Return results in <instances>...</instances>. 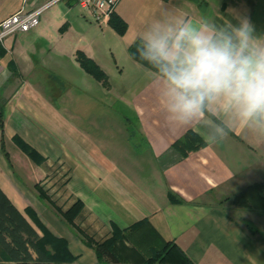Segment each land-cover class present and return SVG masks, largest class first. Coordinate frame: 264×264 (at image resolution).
<instances>
[{
    "label": "crops",
    "instance_id": "1",
    "mask_svg": "<svg viewBox=\"0 0 264 264\" xmlns=\"http://www.w3.org/2000/svg\"><path fill=\"white\" fill-rule=\"evenodd\" d=\"M50 1L0 0V23ZM115 13L127 23L124 35L85 16L76 0H59L35 28L0 45L5 148L15 163L2 149L0 126V189L40 235L41 223L66 239L74 259L64 264H100L81 231L103 241L113 225L126 228L145 218L193 264H264V210L234 201L264 181V124L255 115L245 117L225 96L210 98L206 110L178 111L180 90L129 51L152 45L179 66L190 35L239 51V30L248 24L243 53L251 54L264 49V0H120ZM107 49L115 71L107 67ZM79 50L108 74L110 87L97 79L80 87L93 104L77 106L73 118L63 104L67 91L58 93L50 76L79 86L77 76L89 75L77 61ZM113 74L121 80L112 82ZM101 103L112 111L116 104L119 119L99 122L84 112H98ZM190 130L206 144L183 155L175 143ZM14 136L38 150L43 164L36 165ZM58 164V176L68 171L65 183L50 180L43 188L57 194L65 209L83 201L74 223L35 190Z\"/></svg>",
    "mask_w": 264,
    "mask_h": 264
},
{
    "label": "trees",
    "instance_id": "2",
    "mask_svg": "<svg viewBox=\"0 0 264 264\" xmlns=\"http://www.w3.org/2000/svg\"><path fill=\"white\" fill-rule=\"evenodd\" d=\"M110 24L119 34H125L127 23L120 15L114 13ZM129 51L135 60L171 81L170 74L178 65L168 60L155 46L135 44ZM77 61L89 75L102 82L105 87H110L108 74L94 59L79 50ZM13 66L10 63L11 69ZM209 100L210 98L206 99L201 108L206 110ZM255 118L264 122L262 114H256ZM0 126L3 135L2 149L9 160V154L5 150L2 104ZM13 141L33 161L37 163L45 161L44 156L20 136H14ZM205 144V140L199 134L190 130L175 143V147L183 155H187ZM169 196L172 201L178 200L172 193H169ZM234 201L241 207L264 210V181L250 184L235 196ZM83 209V201L77 199L64 212V216L74 223ZM39 225L43 231L42 235L0 189V264H64L73 261L74 256L69 250L66 239L56 236L41 223ZM81 233L86 234L83 231ZM87 239L88 245L95 248L100 261L109 264H125L122 249L131 251L129 252L131 258L138 260V264H193L186 252L176 242L166 240L148 218L126 228L113 225L111 236L103 241H97L92 236ZM128 242L130 246L126 244Z\"/></svg>",
    "mask_w": 264,
    "mask_h": 264
},
{
    "label": "clouds",
    "instance_id": "3",
    "mask_svg": "<svg viewBox=\"0 0 264 264\" xmlns=\"http://www.w3.org/2000/svg\"><path fill=\"white\" fill-rule=\"evenodd\" d=\"M251 27L239 30L241 49L189 36V50L170 74L176 89V109L191 114L212 97L225 96L238 104L245 117L264 115V49L245 55Z\"/></svg>",
    "mask_w": 264,
    "mask_h": 264
},
{
    "label": "rangeland",
    "instance_id": "4",
    "mask_svg": "<svg viewBox=\"0 0 264 264\" xmlns=\"http://www.w3.org/2000/svg\"><path fill=\"white\" fill-rule=\"evenodd\" d=\"M105 56H106V58H107V56L109 58V59L107 58V60H108L107 61L108 66L107 67H109L111 70L114 69V71H115L116 70V66L114 65L115 61H114V58L112 57V54L108 51V49L106 50ZM83 74H85V73H83ZM84 76H86V77L85 78L84 77L81 78V76H77V78L75 79L79 86H70V85L66 84L65 81L60 80L58 77L52 76V75L50 76V79L54 82L53 84L56 85L57 87H59L58 88L59 90L57 91L58 93L60 92V90L61 91H64V90L67 91L68 95H67L66 98H64L63 104L66 102V105H68L71 108L70 109L69 107H67V109H68L67 111H68V115L70 117H73V118L75 117L74 110L77 108V106H83V108H84V106H88V107L91 108V105L93 104L92 100H91L92 98L89 95L83 94L81 92L82 90L80 89V87L83 88V89L84 88H88V86L90 84H92V85L97 84V81H96V79L92 78L90 75H84ZM86 78H88L89 81ZM111 80H112V82L115 81V83H117L119 80H121V78H118L115 74H113L111 76ZM91 82H93V83H91ZM1 93L2 92H0V98L2 97ZM83 95L85 97H83ZM57 99H58L57 101L61 100V98H57ZM106 106H108V104L104 105V104L101 103V105L98 106V108H99L98 112H96L94 114L91 113V109H88L89 111L85 110L84 112H89L90 117H93L94 120L96 119L99 122L117 121L119 119V113L117 112L119 107L116 104L114 106L110 105L115 110V111L114 110L112 111L111 108H107L106 109ZM255 119H257V118H255ZM75 120H76V118H75ZM257 120L264 124V122L262 120H260V119H257ZM5 150H6V148H5ZM9 160H12V158H10V155H9ZM33 162L36 165H42L44 161L41 162V163H37L35 161H33ZM12 163H14L13 160H12ZM59 169H60V164H58L57 166H54L52 172L48 175V177L46 176L44 178H39V180L36 183L35 190L37 191V194L42 199H45V201H48L53 206L57 207L61 211L63 216H64V212H66L72 205L69 208L65 209L64 205L63 206L60 205V200L61 199H60V197H58L57 194L49 192V190L47 188H43L45 185H48V183H50V182H52L54 184L55 183H62V184L65 183L66 179H64V176L68 173V171H67V173H64L63 176H58L57 173H58ZM64 200H65V198H64ZM82 236H83L84 242L86 244H88L87 243V240H88L87 237H90L91 235L86 233V234H82ZM126 244L128 246H130L129 242L126 243ZM90 247L95 250V248L93 246H90ZM121 252L124 254V263L125 264H138V260H136L135 258H131V256H130L131 254L129 253L131 251L128 252V250H123L122 249ZM127 252L129 253V255H128ZM99 261H100V259H99ZM100 264H109V263L100 261Z\"/></svg>",
    "mask_w": 264,
    "mask_h": 264
},
{
    "label": "built area",
    "instance_id": "5",
    "mask_svg": "<svg viewBox=\"0 0 264 264\" xmlns=\"http://www.w3.org/2000/svg\"><path fill=\"white\" fill-rule=\"evenodd\" d=\"M59 0H51L43 7L35 10L21 9L0 23V44H4L8 37L18 32H27L35 28L40 21L42 12ZM85 13L100 25H108L115 13L120 0H76Z\"/></svg>",
    "mask_w": 264,
    "mask_h": 264
}]
</instances>
